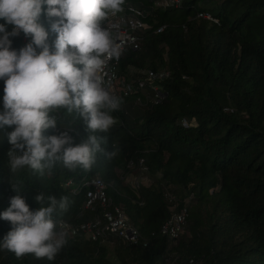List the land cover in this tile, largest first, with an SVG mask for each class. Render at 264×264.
Listing matches in <instances>:
<instances>
[{
  "label": "trees",
  "instance_id": "trees-1",
  "mask_svg": "<svg viewBox=\"0 0 264 264\" xmlns=\"http://www.w3.org/2000/svg\"><path fill=\"white\" fill-rule=\"evenodd\" d=\"M122 9L140 12L147 28L138 34L139 51L120 56L118 79L131 82L132 69L169 71L162 84L165 98L153 105L152 92L144 89L122 99L114 126L96 133L105 139L104 152L114 155L99 153L87 171L57 165L43 176L25 171L13 177L7 167L11 129L0 131V211L18 194L32 211L40 207L36 195L65 196L68 208L54 219L80 225L92 217L83 209L84 193L73 196L62 186L98 177L142 242L102 245L66 236L52 261L0 251V264H264V0H183L179 9L124 0ZM199 13L215 22L198 19ZM40 22L45 29L50 23L43 15ZM12 48L20 49L15 38ZM67 119L74 142L86 139L84 121ZM141 160L150 184L135 194L124 181ZM167 185L173 187L176 211L188 204L184 231L170 250L159 234L171 216ZM10 230L0 220V239Z\"/></svg>",
  "mask_w": 264,
  "mask_h": 264
},
{
  "label": "clouds",
  "instance_id": "clouds-1",
  "mask_svg": "<svg viewBox=\"0 0 264 264\" xmlns=\"http://www.w3.org/2000/svg\"><path fill=\"white\" fill-rule=\"evenodd\" d=\"M123 3L0 0V131L11 129L7 167L13 177L25 171L43 176L57 165L87 171L99 153L114 155L104 152L105 139L96 133L109 132L122 103L108 90L105 71L110 60H119L121 46L103 22L120 13ZM42 15L50 21L47 29ZM21 34L29 42L13 49L12 40ZM76 116L89 133L80 143L70 135L72 121L67 119ZM49 130L53 134L45 135ZM34 199L40 205L35 211L19 194L0 211V220L11 225L0 239V251L52 261L66 243L54 216L68 208V199L42 194Z\"/></svg>",
  "mask_w": 264,
  "mask_h": 264
},
{
  "label": "built area",
  "instance_id": "built-area-1",
  "mask_svg": "<svg viewBox=\"0 0 264 264\" xmlns=\"http://www.w3.org/2000/svg\"><path fill=\"white\" fill-rule=\"evenodd\" d=\"M182 1L157 0L156 6L161 9H179ZM141 17L142 14L140 12L130 10L129 14L118 13L106 20L105 28L110 32L113 41L121 46V55L126 50L139 51L141 37L138 34L147 28L140 20ZM197 18L215 22L208 14L199 13ZM15 39L18 41L20 48L29 42V39L25 38L23 34ZM105 71L110 93L119 96L121 99H128L131 95L137 94L144 89H149L153 94L149 101L153 105L159 104L165 98L166 94L163 91L162 84L171 76L170 72L166 70H134L137 76L134 82L119 81V60H110ZM182 124L184 125L185 122L183 121ZM133 167V163H129L127 166L129 170H133ZM147 176V169L141 160L138 163L137 171L127 176L124 182L137 194L141 187H145L143 180L147 182ZM129 179H132V182H128ZM148 186L149 184L146 187ZM62 187L73 196L84 193L83 209L92 214L90 220L80 225H71L60 220L57 232L63 239L66 236L72 238L81 237L87 241L102 245L118 240L127 246H137L142 242L138 230L128 221L122 209L112 206L111 200L107 197V186L98 177L85 176L78 182L69 180ZM164 197L170 205L171 216L161 226L159 234L166 239L168 243L167 250H170L176 246L179 236L184 231L188 204L176 211L177 200L173 194V187L170 185L164 187ZM138 205L142 206L143 203L139 202Z\"/></svg>",
  "mask_w": 264,
  "mask_h": 264
},
{
  "label": "rangeland",
  "instance_id": "rangeland-1",
  "mask_svg": "<svg viewBox=\"0 0 264 264\" xmlns=\"http://www.w3.org/2000/svg\"><path fill=\"white\" fill-rule=\"evenodd\" d=\"M154 1H155V3L157 2V0H154ZM129 74H130V76H134V77L131 78V79H132V82H134V81L136 80V77H137V76L135 75L136 72L132 69V70L129 71ZM147 94H148V93H144V94H143V95H145V98H144V99H146V100L149 99ZM134 105L136 106V107H135V110H137V108L140 107V105L138 104V102H136ZM138 109H139V108H138ZM129 178H130V177H129ZM146 180H148V181L150 180L148 176L146 177ZM148 181L145 182V180H143V184L145 185V187H146L148 184H150V181H149V182H148ZM128 182H132V179H129ZM169 264H172V262H169Z\"/></svg>",
  "mask_w": 264,
  "mask_h": 264
}]
</instances>
